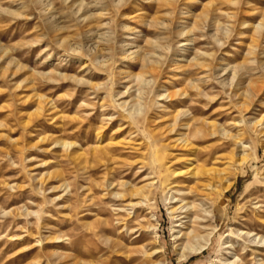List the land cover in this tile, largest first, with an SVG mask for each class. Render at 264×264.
<instances>
[{"label":"rangeland","instance_id":"obj_1","mask_svg":"<svg viewBox=\"0 0 264 264\" xmlns=\"http://www.w3.org/2000/svg\"><path fill=\"white\" fill-rule=\"evenodd\" d=\"M252 80L264 83V0H0V264H125L124 253L159 264L145 255L155 249L160 264H264L251 242L264 237V130L249 127L264 87L244 100ZM139 87L141 106L121 108ZM240 120L241 165L234 140L208 126L236 135ZM145 186L137 207L112 196ZM171 189L212 214L201 255L180 260Z\"/></svg>","mask_w":264,"mask_h":264},{"label":"bare ground","instance_id":"obj_2","mask_svg":"<svg viewBox=\"0 0 264 264\" xmlns=\"http://www.w3.org/2000/svg\"><path fill=\"white\" fill-rule=\"evenodd\" d=\"M262 25L263 24L260 23V25L256 29L257 30L261 29ZM187 33H189V32H187ZM185 35H187V34H185ZM189 42L190 41L188 40V43H186L187 46L189 45ZM75 49H77V48H75ZM137 54H138L137 52H131L129 54V57H132L133 60H136L138 58ZM150 69H153V68L150 67ZM126 78H128V79H132L133 78V81L138 82L139 86L149 84V82H147L144 79V75L143 74H141V75L138 74V75H135V76H131V75L128 74L126 76ZM263 87H264V83L263 82H255L253 80L250 81L249 84L247 85L245 91L243 92V96L245 98L244 100L253 102L254 99L258 98L259 94L263 90ZM144 90H143L142 87H139L138 90H137V92H138V96L137 97L134 96L135 98L132 99L131 101H123L121 104H119V106L121 108H123L124 110L126 109L127 111L128 110H132L133 108H135V110H136L137 107L141 106L140 105V102H141L140 99H142V97H144L143 96L144 95V92H143ZM129 91H130V88H127V91L124 92L121 95L122 96L123 95H127L129 93ZM172 96L173 95H171V94H167V95H158L157 97L158 98H161V97L164 98L165 97L166 99H171ZM238 97L239 96L237 94L236 98H238ZM132 98H133V96H132ZM247 105H248L247 102H243V103H239L238 104L239 107H244V108H246ZM185 113L179 114V116H177L176 118L179 119V118L185 117L186 116ZM242 124H244V121L240 120L239 121V131H238V133L236 135H230L224 129H220L219 130V128L216 125L208 123V126L210 128H213L216 132L222 133V135L224 137L231 138V139L234 140L235 145L238 147V150H240L239 155L237 154L238 155V163L240 165L247 163L249 161V159H250L249 155L246 153V147L244 146V143H243L244 130L242 129ZM189 127H190L189 123H186V124L182 125V128H185V129H189ZM249 127L253 128L256 131H258L259 128L264 130V115L259 120L250 122L249 123ZM174 131H175L174 129L171 130V132H174ZM262 135H264V132L262 133ZM98 136H99V140H100L102 138L101 134H98ZM180 136L181 137L178 138L176 141L180 142L182 147H184V148L191 147V143L189 142V140L187 138V134L182 133ZM57 145H61V146H63V148H69V149L74 147V144L65 143V142H62V141H58ZM237 147H235V148H237ZM100 149L102 151L105 150L103 148H100ZM100 149H98V150H100ZM80 157H81V155L78 156V158H80ZM230 159L235 160L233 157L230 158ZM204 172H206V174H209L210 176H212L213 180H217L219 182L223 181L222 177L225 174V171H218V170H214V169L205 170ZM172 175L173 176H178L179 173L173 171ZM224 180H226V179H224ZM110 186H111V184H110ZM67 187L68 186L66 184H63L61 186V188H64V190H66ZM207 188H208L209 191H213L215 194L218 193L217 189L214 187V185L212 183H210L207 186ZM229 188H230V185L226 186L225 190H228ZM148 189H149V187H147V186L139 188V189H136V188L131 189V188H129L127 193H116L115 192V193L112 194V196H114L115 198H120L122 200H125V198L127 197V194L129 193V195H131L132 197H136L137 198V200H138L137 202L138 203H136V205H132V207H137V206L141 205L142 203H144L147 200ZM171 192H172V194H171L170 198H168V201H169L168 205L170 206L169 213L171 215H173L174 220L176 222V226L174 227L175 230H173V240L175 242L176 248H180V251H181L180 252V260L186 259L191 254L201 255V254L205 253L209 249V246L211 245L212 238H213V233H208V234L203 235L202 230L205 229L203 224L208 219V217H210V215H212V214L210 212H206V214H204V216H200L197 213L196 206L194 204L186 203L185 199L181 197L183 194L180 191H178V190L173 191V189H171L170 193ZM203 197H206V196H203ZM209 200H211V199H209ZM195 210H196V212L193 213V211H195ZM26 215H30V213H27ZM185 219H189V222L191 223L190 224L191 228H189V229L186 228V222H184ZM125 227L127 228V231H128L129 230L128 227L126 225H125ZM88 228H89V231H90V233H89L90 236H93V237H99L100 236L99 233H101V232H99L98 230H95L94 228H92L90 226ZM185 229H187L186 232H184ZM105 230H107V229H105ZM106 233H108V232H106ZM245 235L247 236V238H249V239L251 238V234L250 233H245ZM61 239H62L61 237L55 238L56 241H60ZM257 239L260 240L259 243H263L264 244V237H259L257 235H255V239H252L251 242L254 243V242H256ZM65 243L71 244V242L68 241V240L65 241ZM92 245L96 246V244L94 242L92 243ZM115 248L116 249H118V248L120 249L121 246L118 243H115V242H113V243L111 242V244H109V246H108V249H114L115 250ZM96 250H98L97 247H96ZM161 253H162L161 249H155L150 254H145V255L147 257H150L151 259L158 260V263L160 264V263H162L161 262ZM122 255L126 256L125 258L123 257L125 264H133V262L136 261L135 258L132 257V255L129 256V255H126V253L121 254V256ZM54 256H58L60 260H67V259L71 258L69 256L61 255V254H55ZM75 263L76 262H73L72 264H75ZM81 263L84 264V262H81ZM154 264H156V263H154ZM228 264H235V262H229Z\"/></svg>","mask_w":264,"mask_h":264}]
</instances>
